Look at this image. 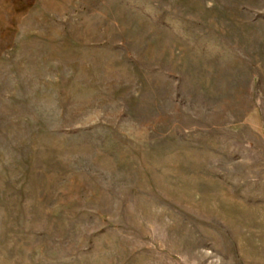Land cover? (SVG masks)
<instances>
[{"label": "rangeland", "instance_id": "rangeland-1", "mask_svg": "<svg viewBox=\"0 0 264 264\" xmlns=\"http://www.w3.org/2000/svg\"><path fill=\"white\" fill-rule=\"evenodd\" d=\"M0 264H264V0H0Z\"/></svg>", "mask_w": 264, "mask_h": 264}]
</instances>
